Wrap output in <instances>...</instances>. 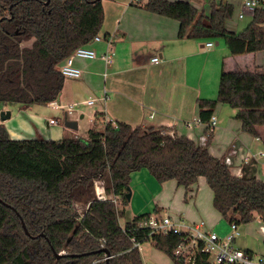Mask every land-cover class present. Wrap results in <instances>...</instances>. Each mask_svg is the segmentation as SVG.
<instances>
[{
	"label": "trees",
	"instance_id": "16d2710c",
	"mask_svg": "<svg viewBox=\"0 0 264 264\" xmlns=\"http://www.w3.org/2000/svg\"><path fill=\"white\" fill-rule=\"evenodd\" d=\"M101 1L0 0V111L57 99L64 82L58 68L98 35ZM143 8L177 21L178 39L222 40L231 56L264 51V11H256L245 29L234 33L226 27L234 7L222 1L209 0L207 12L187 1L147 0ZM217 104L234 112L243 133L257 137V128L264 127V69L222 70L216 98L197 103L202 124ZM102 124L94 122L85 138L58 141L12 139L0 124V264H143L133 243L146 242L184 264L173 256L184 234L139 227L149 213L120 226L130 176L141 169L160 184L174 181L185 196L202 178L224 222L239 227L258 219L264 226V182L233 176L224 158L209 153L211 133L200 147L163 128ZM96 186L107 200L96 198ZM193 264H209L207 256L196 254Z\"/></svg>",
	"mask_w": 264,
	"mask_h": 264
},
{
	"label": "crops",
	"instance_id": "0c3cea01",
	"mask_svg": "<svg viewBox=\"0 0 264 264\" xmlns=\"http://www.w3.org/2000/svg\"><path fill=\"white\" fill-rule=\"evenodd\" d=\"M168 1H187L199 12L208 11L209 0ZM146 2L147 0H102L103 20L98 32L101 40L91 42L86 47L98 56L110 52L111 62L107 65L100 59H77L74 64L82 71L81 77L75 80L64 79L62 89L54 102L42 106L2 108V111H10V118L1 124L9 136L17 140L46 138L53 141L62 138H85L86 131L94 122H122L131 127L163 128L177 136L187 137L190 134L195 139L203 132V125L194 124L188 130L185 124L199 119V100L216 98L221 71L244 69L248 66L251 67L249 69L264 68V65L256 64L257 57H264V51L252 55L231 56L222 40L211 41L213 47L206 48L205 43L208 41L178 39L177 21L147 12L143 8ZM232 5L237 18L238 2ZM250 20L249 17L246 24H243L231 19L226 27L231 32L240 33ZM247 55L251 60L240 61V58H248ZM154 57L158 61L152 63L151 59ZM88 101L92 104L87 105ZM94 105L95 108L91 111H79L77 115H73L74 110L80 106L88 108ZM46 106L63 111L64 121H75L77 128L68 129L56 119L53 125H47V121L53 118L44 120L39 116L40 110ZM68 107H73L70 115L65 113ZM12 109L15 111L12 112ZM213 114L217 118V126L209 141V153L216 158L230 155L234 157L239 152L250 155V159L241 164L236 177H253L264 182V127L257 128L258 136L252 137L242 132L241 123L233 118L234 112L228 106L217 104ZM85 116L88 125L83 130V135H78L79 121ZM131 176L142 179L147 188L154 191L151 192L154 195H151V200L155 203L156 212L164 209L160 201L168 186L177 194L181 192L182 200L185 196L183 188L178 187L174 181L164 182L158 187L146 169L134 172ZM203 185L205 182L200 178L197 189L186 195L185 204L180 205L176 215L171 213L173 217H170L182 219L186 226L198 221L204 222L208 230L223 237L230 232L229 224L213 208L212 192L210 191V196L202 193L200 187ZM131 196L133 198L134 193ZM130 200L131 213L127 214L129 201L125 207L126 217L132 219L144 213L150 214L146 206L141 207L138 199L133 198L132 201L130 197ZM259 228L254 241H240L242 234L239 231L234 244L252 253L263 252L264 226L261 224ZM142 245L138 248L140 256Z\"/></svg>",
	"mask_w": 264,
	"mask_h": 264
},
{
	"label": "built area",
	"instance_id": "2783aa9c",
	"mask_svg": "<svg viewBox=\"0 0 264 264\" xmlns=\"http://www.w3.org/2000/svg\"><path fill=\"white\" fill-rule=\"evenodd\" d=\"M134 2H139L140 0H132ZM222 1L224 3L232 4L238 2V14L237 19L243 20L245 17L252 18L256 11H264V0H216ZM101 38L94 37L92 42H98ZM206 48L213 47V43L208 41L205 43ZM112 54L106 52L100 56L87 48L78 47L75 49L67 58L63 60L58 70L64 79H79L82 75V71L77 68L74 61L80 60H93L100 59L105 64L111 62ZM158 58L154 57L151 62H157ZM87 105H91L92 102L88 101ZM53 105V104H51ZM73 107H68L66 109V114L70 115ZM55 123L54 119H49L47 125H53ZM194 124H202L200 119H195L194 121L187 122L185 124L186 129L191 130ZM204 129H207L208 133H201L195 139L189 134L187 135L189 140L195 141L198 146H206L208 140V134L214 131L217 126V118L214 114L211 115L209 122L207 124H202ZM170 136L173 134L169 133ZM236 153L234 152L233 155ZM259 156H262L259 153ZM250 159V155H246L242 152L237 153L234 157L232 155L224 157V164L233 176H238L240 172L241 164L247 162ZM95 196L100 201L107 200V196L104 190L99 187H95ZM111 201L118 205V198L112 197ZM78 211H82V206H76ZM87 208V207H86ZM139 227H147L150 233H160V234H184L185 238L173 251V256L177 260H183L184 264H193L195 261L196 254L201 253L207 256V261L209 264H264V250L261 253H252L246 250L238 248L234 244V240L239 236L238 226L235 224L229 225L230 232L219 237L216 233L208 230L204 222H198L191 226H186L182 220L173 219L170 216H164L161 218H151L140 222ZM134 247L139 248L140 244L133 243ZM139 250V249H138Z\"/></svg>",
	"mask_w": 264,
	"mask_h": 264
},
{
	"label": "rangeland",
	"instance_id": "374dc122",
	"mask_svg": "<svg viewBox=\"0 0 264 264\" xmlns=\"http://www.w3.org/2000/svg\"><path fill=\"white\" fill-rule=\"evenodd\" d=\"M247 20H249V17H245L243 20H237L236 16H234L232 18V21H237L236 23H243L246 24ZM220 45H222L220 43ZM254 54V53H253ZM252 55V54H251ZM248 56V55H247ZM249 59L251 60V57L248 56V58L243 57L240 58V61H249ZM239 61V60H237ZM256 64H261L264 65V57H257V61ZM247 68H251L250 66H248ZM264 69V68H263ZM17 108V107H16ZM95 108L94 106L91 107H83L80 106L78 108H76V110H74L73 115H77L79 111H83V113H85L86 111H91ZM15 109H12V112H14ZM39 116L41 118H43L44 120H47L49 118H53L58 120L59 124L64 123V116H63V111H58V110H53L51 107H45L42 108V110H40L39 112ZM71 118V117H69ZM105 122V121H104ZM2 124V123H0ZM101 125H103L102 123H99ZM88 125V119L85 116L84 119H82L81 121H79V131H78V135H83V130L86 128V126ZM131 183H130V192L131 194L134 193V199H138L141 202V207L146 206L147 209L150 211V217L151 218H161L164 216H172V214L176 215V212H178V207L180 205L185 204L184 202L187 201V197L184 196L183 200H182V194L180 192V194H177L175 192L172 191L171 187L168 186V188L165 190V196H163L161 198V206L164 207V209H160L157 212H154V208H155V203L152 202L151 198L154 196L151 194V192H154L153 190L147 188V185L145 184V182L142 179H135L133 178V176H131ZM264 180V177H263ZM154 182L156 183V185H158V187L161 185L160 183H158L156 180H154ZM184 190V189H183ZM200 190L202 191V193H207L209 196L211 195L210 193V189L203 185L200 187ZM152 195V197H151ZM133 198L131 196V199L133 201ZM130 206L127 209V214L130 215L131 213V200H130ZM173 217V216H172ZM129 217H125L124 219H120L119 223L120 226L123 227L124 224L126 223L127 220H129ZM182 220V219H180ZM183 221V220H182ZM200 222V221H198ZM261 225V223L259 222V220H255L252 223H249L247 225H243V226H239L238 230L241 232L242 236L240 237V241H254V236L255 233L260 229L259 226ZM141 259H142V263L144 264H164L165 262L171 263V264H175L173 261L169 260V258L167 256H165L163 253L155 250L151 244L148 242L143 243L142 245V249H141Z\"/></svg>",
	"mask_w": 264,
	"mask_h": 264
},
{
	"label": "water",
	"instance_id": "95a60500",
	"mask_svg": "<svg viewBox=\"0 0 264 264\" xmlns=\"http://www.w3.org/2000/svg\"><path fill=\"white\" fill-rule=\"evenodd\" d=\"M9 118H10V111H0V122L1 123L7 121ZM63 125H64V127L68 128V129H72V130L77 128V124L75 121L65 120ZM125 196H126L127 201H130L131 192H130L129 188L127 189V193ZM22 227L24 229V226H22ZM24 231H25V229H24ZM105 255H106V260L110 258V254L107 251H105Z\"/></svg>",
	"mask_w": 264,
	"mask_h": 264
}]
</instances>
